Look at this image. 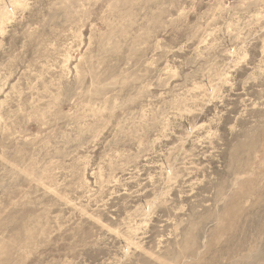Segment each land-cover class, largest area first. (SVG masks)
<instances>
[{"label": "rangeland", "instance_id": "rangeland-1", "mask_svg": "<svg viewBox=\"0 0 264 264\" xmlns=\"http://www.w3.org/2000/svg\"><path fill=\"white\" fill-rule=\"evenodd\" d=\"M0 264H264V0H0Z\"/></svg>", "mask_w": 264, "mask_h": 264}]
</instances>
